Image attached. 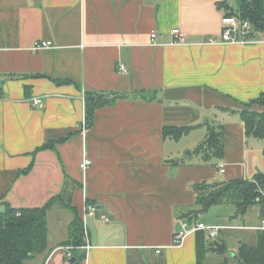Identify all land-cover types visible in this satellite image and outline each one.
<instances>
[{
  "label": "crops",
  "instance_id": "crops-1",
  "mask_svg": "<svg viewBox=\"0 0 264 264\" xmlns=\"http://www.w3.org/2000/svg\"><path fill=\"white\" fill-rule=\"evenodd\" d=\"M240 7L241 0H0V212L44 206L64 193L67 176L65 199L87 231L75 247L74 212L54 207L48 249L24 264H238L240 246L258 244L264 203L237 217L231 203L213 206L230 223L204 221L213 207L193 214L195 185L264 175V139L247 135L237 112L264 95V33L254 43H220L223 18ZM175 28L186 44L174 43ZM37 41L53 46L34 50ZM87 92L128 97L96 110L83 133ZM208 125L222 126L224 156L206 162L195 150ZM165 127L193 128L175 147ZM186 151L193 157L182 159ZM195 222L240 228L221 233L225 254L208 244L199 263L198 233L173 245ZM229 242L237 244L230 258Z\"/></svg>",
  "mask_w": 264,
  "mask_h": 264
},
{
  "label": "trees",
  "instance_id": "trees-1",
  "mask_svg": "<svg viewBox=\"0 0 264 264\" xmlns=\"http://www.w3.org/2000/svg\"><path fill=\"white\" fill-rule=\"evenodd\" d=\"M239 15L249 20L258 31H264V3L263 0H241L238 11H231L228 15ZM5 94L0 88V99ZM127 93L87 92L85 97V113L88 126H92L96 110L111 105L118 100L126 99ZM244 108L237 111L246 126L247 135L264 139V112L254 109L255 106H264V95L244 104ZM193 127H165L164 137L179 141ZM54 141L42 146L41 149H54ZM224 138L222 126L208 125L205 140L196 148L195 154L209 162L213 159H222L224 156ZM177 163L179 162L176 161ZM180 162H183L180 160ZM66 176L64 193L53 197L47 204L38 208L14 209L5 205L0 212V264H24L27 260L43 254L48 249V212L56 206L67 208L74 212L75 219L70 226V235L75 247L84 245V226L74 207L65 199L66 189L70 181ZM73 185H77L72 181ZM72 185V184H71ZM264 186V175H258L255 181L232 179L222 182H203L194 186L196 195L195 205L198 213L207 212L213 206L231 203L235 205L237 216L245 215L248 210L257 204L259 188ZM88 202V201H87ZM198 261L204 258L206 247L212 241L205 239L204 232H198ZM238 264H264V232L259 233L258 244L255 247L242 244L236 256Z\"/></svg>",
  "mask_w": 264,
  "mask_h": 264
},
{
  "label": "built area",
  "instance_id": "built-area-1",
  "mask_svg": "<svg viewBox=\"0 0 264 264\" xmlns=\"http://www.w3.org/2000/svg\"><path fill=\"white\" fill-rule=\"evenodd\" d=\"M222 44H249L256 42V37L262 34L258 31L254 25L246 19H243L241 16L235 15H226L222 21ZM173 37L175 38V44H186L187 39L186 36L181 32L180 29L175 28L171 31ZM152 40L157 38V33L153 32L151 35ZM210 43H217V41L210 40ZM53 43L50 41H37L34 45V50H41L47 47H52ZM120 71L122 73H128V68L125 65H120ZM33 105L42 107V100L39 98H35L32 101ZM88 128V123L86 118H84L82 125V132L86 133ZM92 162L85 157L81 163V169L86 172L88 168L91 166ZM221 172H224L223 167L220 168ZM257 203H264V186L259 188V196L256 199ZM97 210L96 206L86 203V212L87 214H93ZM106 221L108 219L104 218ZM240 227H232V226H221V225H207L201 222H195L193 224L185 223L183 225V230L176 233L173 241V245L176 247H180L183 245L184 241L188 237V235L192 233L204 232L208 235V238L214 242L218 241L221 233L226 230L238 229ZM264 229V221L263 227ZM85 234L87 237V231L85 230ZM88 250L90 246L87 243L85 247ZM72 248H68V251H71ZM157 253L161 252V249H156ZM68 257L71 258L72 254L68 253Z\"/></svg>",
  "mask_w": 264,
  "mask_h": 264
},
{
  "label": "rangeland",
  "instance_id": "rangeland-1",
  "mask_svg": "<svg viewBox=\"0 0 264 264\" xmlns=\"http://www.w3.org/2000/svg\"><path fill=\"white\" fill-rule=\"evenodd\" d=\"M236 1H240V0H236ZM261 33H264V31L262 32V31H260ZM186 139H185V137H183L181 140H179V141H175V143H174V145H175V147L177 146V147H181L182 145H183V143H184V141H185ZM187 152V151H186ZM185 153V152H184ZM183 153V154H184ZM217 207V206H216ZM230 207H232V206H230ZM216 208H212V209H210L209 211H208V214H206V215H203V220L204 221H208V219L210 218V219H213L212 217H215V218H219V219H217V220H214V222H212V223H230V218L228 217V213H225V214H223V213H221L219 210H215ZM220 214H222V215H220ZM235 233V232H234ZM234 233H232V234H234ZM235 246H237V244H235V243H233V244H231V242H229L228 243V250H227V253H226V257H231V255H232V253H233V250L235 249ZM214 258L215 259H217L215 256H214Z\"/></svg>",
  "mask_w": 264,
  "mask_h": 264
},
{
  "label": "water",
  "instance_id": "water-1",
  "mask_svg": "<svg viewBox=\"0 0 264 264\" xmlns=\"http://www.w3.org/2000/svg\"><path fill=\"white\" fill-rule=\"evenodd\" d=\"M193 157L192 151H187L183 154L182 159H186L187 157ZM227 249V243L224 240H218L213 242V247L211 248L212 252L216 253L217 255L225 254ZM75 259L72 260L74 262Z\"/></svg>",
  "mask_w": 264,
  "mask_h": 264
}]
</instances>
